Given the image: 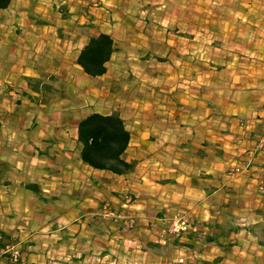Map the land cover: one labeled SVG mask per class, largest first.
Listing matches in <instances>:
<instances>
[{
  "label": "crops",
  "instance_id": "obj_1",
  "mask_svg": "<svg viewBox=\"0 0 264 264\" xmlns=\"http://www.w3.org/2000/svg\"><path fill=\"white\" fill-rule=\"evenodd\" d=\"M103 1L0 10V232L21 247L19 263L0 248V264H264L248 231L264 226V155L252 156L264 132V0ZM100 33L117 50L89 77L76 59ZM50 76L57 91L41 103L25 78ZM113 112L130 132L126 174L80 159L79 120ZM103 203L135 223L116 226ZM178 213L192 228L174 243L164 229ZM228 225L238 230L204 241Z\"/></svg>",
  "mask_w": 264,
  "mask_h": 264
},
{
  "label": "trees",
  "instance_id": "obj_2",
  "mask_svg": "<svg viewBox=\"0 0 264 264\" xmlns=\"http://www.w3.org/2000/svg\"><path fill=\"white\" fill-rule=\"evenodd\" d=\"M10 2L11 0H0V10L6 9ZM116 50L113 38L108 34L100 33L89 38L80 50L76 63L89 77L101 76L106 72L105 64ZM25 80L29 88L37 94L36 98L41 103L50 102L51 95L57 91L53 86L56 80L54 76H50L48 79L26 77ZM129 140L130 132L117 112L108 115L91 113L79 120L77 125L80 159L94 169L106 170L115 174H126L133 171L135 162L126 161L124 158ZM236 230L238 229L228 225V229H217V232L206 234L203 238L207 243L218 241L221 237L227 239L230 232ZM248 231L258 238L260 244H264L263 225L255 224ZM0 235V248L4 250L7 237L2 232ZM177 239L174 238L173 242L177 243ZM225 242L228 241L225 240ZM180 244L182 245V243ZM188 246L193 247L191 244Z\"/></svg>",
  "mask_w": 264,
  "mask_h": 264
},
{
  "label": "built area",
  "instance_id": "obj_3",
  "mask_svg": "<svg viewBox=\"0 0 264 264\" xmlns=\"http://www.w3.org/2000/svg\"><path fill=\"white\" fill-rule=\"evenodd\" d=\"M88 3L95 8H104L105 3L103 0H87ZM256 154L264 155V132L260 136L259 141L255 145V151L252 152V156ZM251 159L240 160V162H236L232 169L231 174L240 175L243 172H246L249 167H251ZM257 191L264 193V178L260 179L256 183ZM126 202H130L132 197L130 195L125 196ZM99 213L109 218L116 226L121 229H127L131 227L135 223V218L131 214L125 213L123 210H118L114 208L109 203H103L99 208ZM192 228V224L190 219L186 213H178L176 214L169 225H167L164 229V233L173 236L174 238H181L185 236L190 229ZM4 252L10 255V258L13 262H18L21 258L20 250H18L17 245L14 243H8L5 245Z\"/></svg>",
  "mask_w": 264,
  "mask_h": 264
},
{
  "label": "rangeland",
  "instance_id": "obj_4",
  "mask_svg": "<svg viewBox=\"0 0 264 264\" xmlns=\"http://www.w3.org/2000/svg\"><path fill=\"white\" fill-rule=\"evenodd\" d=\"M88 4H89V3H88ZM89 6H91V5L89 4ZM94 8H95V7H94ZM104 8L106 9V7H104ZM104 8H103V9H104ZM254 158H255V156H254ZM242 174H243V173H242ZM258 192H259V191H258ZM260 193H261V192H260ZM169 223H170V222H169ZM169 223H167L166 226L169 225ZM10 243H14V244L18 245L17 242H13V241H11V242H9V244H10ZM17 248H18V250H20V253H21V247L18 245ZM224 252L227 253V256H228V257L231 255V252H230V250H228V249L225 250ZM7 255H8V257H9V260L12 261L11 258H10V255H9V254H7ZM228 257H227V258H228ZM218 259H220V258H218ZM20 260H21V258H20ZM20 260H19L18 262H13V261H12V262H13V263H19ZM228 260H229V259H228ZM224 264H231V263H228V261H227V262H225Z\"/></svg>",
  "mask_w": 264,
  "mask_h": 264
}]
</instances>
